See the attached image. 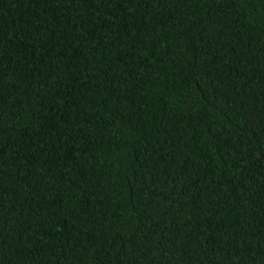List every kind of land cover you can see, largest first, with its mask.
<instances>
[{
    "label": "trees",
    "instance_id": "1",
    "mask_svg": "<svg viewBox=\"0 0 264 264\" xmlns=\"http://www.w3.org/2000/svg\"><path fill=\"white\" fill-rule=\"evenodd\" d=\"M0 264H264V0H0Z\"/></svg>",
    "mask_w": 264,
    "mask_h": 264
}]
</instances>
